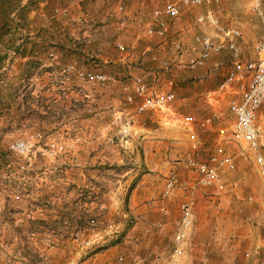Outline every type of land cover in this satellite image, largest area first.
I'll return each mask as SVG.
<instances>
[{
  "label": "rangeland",
  "instance_id": "obj_1",
  "mask_svg": "<svg viewBox=\"0 0 264 264\" xmlns=\"http://www.w3.org/2000/svg\"><path fill=\"white\" fill-rule=\"evenodd\" d=\"M179 1L110 0V12L96 22L99 30L92 33V42H88L90 38L77 40L75 35L72 36V48L80 55L59 64L47 55L42 78H36L33 82L34 85L48 88L72 87L79 92V103L74 111L81 119L95 118L96 129L104 127L105 122L114 121L110 130H107L112 140L90 145V150L97 154L93 159V169L105 170L109 174L104 175L105 180L101 181L103 186L99 192L90 191L86 195L88 202L99 201L100 206L90 212H86L84 207L79 211L81 217H96L100 223L94 229L86 226V235L96 241L91 251L92 259H87L86 264H120L118 256H124V264H129L144 258L150 251L163 258L168 257L181 216L179 209L182 197L178 194L170 199L165 198V182L172 175H177L184 182L193 178L185 166L193 154L190 133L181 125V119L189 115L201 118L210 112L209 108L184 109L177 98L170 112L136 115L134 106L127 102V96L133 91L135 77H143L153 93L167 90L171 80L175 83L174 88H182L184 83L176 74L190 70L173 67L171 72L165 71L163 62L168 61L173 65L179 61L184 63L199 50L195 41L197 35L219 36L215 28L199 24L196 20L199 14L208 11H214L222 25L238 28L242 33L239 45L243 61L256 58L255 47L261 39L262 28L261 19L253 10L254 0H221L219 6L201 8L181 5L182 13L178 18H166L169 26L167 38L145 34L146 29L152 26L155 9L162 8L167 2ZM104 26H108L109 31L103 30ZM121 43L126 46L125 52L118 49ZM210 59L220 66L218 72L222 74L227 73L232 66L228 49L213 54ZM69 65L79 70L104 72L114 80L105 86L89 85L75 76L63 74V68ZM33 68H38V65L34 64L27 71ZM23 75L12 85L29 86L21 82ZM200 98V95L196 98V104L201 103ZM221 106L227 109L228 103L223 102ZM133 125L141 130L136 131ZM194 130L197 131L196 125ZM210 134H199L202 159L210 154L207 145L213 141L218 143L216 132ZM0 144L5 148L9 143ZM65 144L69 150L74 149L71 141H65ZM236 149V146L228 145L225 151L235 154ZM101 151L113 155L116 153L117 156L111 161L102 162ZM130 170L133 171L125 174ZM223 175L227 180V188L223 192L215 189H199L195 192L198 199L196 217L179 264H262L264 260V181L259 169L238 159L237 170L230 172L224 169ZM143 187L147 189L145 204L155 206L160 203L166 207L165 204L171 202L174 207L172 227L158 250L150 240L152 232H146L149 235L142 238L144 231L151 229L154 223L132 208L133 194ZM96 197L98 200L95 201ZM123 212L128 214V218L123 217ZM78 223L85 224L81 221ZM110 224L114 229L105 231ZM55 245L58 248L57 243ZM60 255L57 264H68L72 258L68 248L66 253Z\"/></svg>",
  "mask_w": 264,
  "mask_h": 264
},
{
  "label": "crops",
  "instance_id": "obj_2",
  "mask_svg": "<svg viewBox=\"0 0 264 264\" xmlns=\"http://www.w3.org/2000/svg\"><path fill=\"white\" fill-rule=\"evenodd\" d=\"M109 12L110 0H0V143H9L5 148L0 144V264H57L67 248L74 257L73 235L79 226L80 209L84 207L90 212L100 206L99 201L88 202L86 195L90 191L99 192L104 175L109 173L93 169L97 154L90 150V145L110 142L112 135L107 130L114 121L96 129L95 118L81 119L74 111L79 92L72 87L48 88L33 82L35 78H42L47 55L54 53L58 64L76 57L79 53L72 48V36L77 40L90 38L88 42H92V33L99 30L96 22ZM107 28L104 26L103 30L109 31ZM20 47L23 51L15 55L14 51ZM34 64L38 68L27 71ZM219 68L210 59L203 67L176 74L184 86L174 88V103L178 98L184 109L206 108L201 98L217 91L227 75L219 73ZM22 75L33 77L29 86L12 85ZM199 95L201 103L196 104ZM230 99L231 96L221 99V104H229ZM220 107L232 119L229 109ZM258 119L264 155V104L258 111ZM220 125L216 124V128ZM133 128L141 130L136 125ZM36 131L56 141H71L74 149L67 147L65 154L55 159L41 157L23 173L19 163L8 154L9 146L15 139ZM207 147H210L209 158L217 144L213 141ZM116 156V153H102V162ZM18 188L23 198L15 201L12 191ZM146 190L143 187L133 194L132 208L154 223L142 238L149 235L146 232H152L150 240L158 250L172 227L174 207L171 202L166 207L160 203L145 204ZM164 208L167 215L162 212ZM49 241L57 243L58 248H49ZM4 243L9 248L3 247Z\"/></svg>",
  "mask_w": 264,
  "mask_h": 264
},
{
  "label": "built area",
  "instance_id": "obj_3",
  "mask_svg": "<svg viewBox=\"0 0 264 264\" xmlns=\"http://www.w3.org/2000/svg\"><path fill=\"white\" fill-rule=\"evenodd\" d=\"M221 4V0H180L179 2H167L162 8L153 11L152 26L146 29L145 34L159 38H167L169 26L166 17L178 18L182 11L181 5L201 8L210 5ZM253 10L261 19V39L255 47L256 58L248 61L242 60L239 41L242 38L238 28L227 27L220 23L214 11L201 13L197 16L199 24H208L216 29L218 37L211 35H197L195 38L199 50L188 57L183 62H176L175 65L168 61L163 62L165 71L171 72L173 67L188 68L195 70L203 67L209 61L213 54L220 53L228 49L232 56V66L227 72L224 81L219 89L210 92L202 97V102L211 111L201 118L186 116L181 119V125L189 130L191 143V152L193 154L188 158L186 167L193 174L189 182H184L177 175H172L166 179L163 195L165 198H172L180 194V219L174 233L173 243L168 257L150 251L146 256L139 260H134L129 264H179L185 254L186 243L189 234L194 226L198 199L195 192L199 189H215L223 192L227 188V180L223 175V170L230 172L237 170V160L242 159L248 164H252L259 169V173L264 181V155L261 152L263 148L258 111L264 104V0H254ZM22 50V47H20ZM121 52L126 51L124 44H118ZM16 50L14 54H16ZM54 60V53L50 55ZM62 73L66 76H75L76 79L89 85L105 86L112 82L114 78L104 72H89L79 70L73 65L63 68ZM33 77H29L22 82L30 84ZM36 79V78H35ZM174 81L168 82V90L153 93L148 83L143 77H135L133 81V91L127 96V102L134 106L136 115H144L149 112H170L176 101L174 90ZM231 96L228 104L232 120H227L225 113L221 109V99H227ZM221 123L216 128V124ZM195 125L197 131L194 130ZM216 128L218 143L215 153L207 159H202L200 152L199 134L208 135ZM126 136V133H123ZM228 145L237 147L236 153L225 151ZM67 145L65 142L56 141L47 136L42 131H36L15 139L10 143L9 154L19 163V170L25 173L30 167H34L39 158L55 159L65 154ZM12 198L20 201L23 198L20 188L13 189ZM117 204V202H114ZM165 215L167 212L162 211ZM124 218H128L127 213H122ZM85 224L78 226L73 235V241L77 244V252L68 264H86L87 259L92 256L91 251L95 245L92 236L86 235L87 228L99 227V221L96 217L82 216L79 219ZM113 225H108L105 231H112ZM56 243L48 242L49 248H55ZM8 243L3 247L9 248ZM120 264L126 263L124 256H118ZM264 264V260L262 262Z\"/></svg>",
  "mask_w": 264,
  "mask_h": 264
},
{
  "label": "trees",
  "instance_id": "obj_4",
  "mask_svg": "<svg viewBox=\"0 0 264 264\" xmlns=\"http://www.w3.org/2000/svg\"><path fill=\"white\" fill-rule=\"evenodd\" d=\"M15 1H19V0H13V2H15ZM20 51H23V50H20V48H17L16 49V52H17L16 54L18 55Z\"/></svg>",
  "mask_w": 264,
  "mask_h": 264
}]
</instances>
